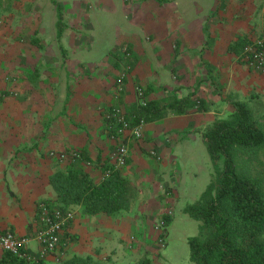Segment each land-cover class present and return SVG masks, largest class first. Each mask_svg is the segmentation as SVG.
<instances>
[{"label":"crops","instance_id":"0c3cea01","mask_svg":"<svg viewBox=\"0 0 264 264\" xmlns=\"http://www.w3.org/2000/svg\"><path fill=\"white\" fill-rule=\"evenodd\" d=\"M2 1L0 229L28 237L31 257L41 250L37 203L56 197L50 175L77 166L102 180L119 144L108 111L118 105L130 115L138 87L148 101L171 94L200 106L198 112L146 123L140 140L126 142L128 163L119 169L139 194L149 191L156 199L175 184L177 149L187 137L203 141L201 132L228 116L233 103L264 97V72L230 50L240 38L263 34L264 0H196L193 7L188 0H118L130 13L121 17L114 16V0H67L61 36L57 12L45 16L48 8L40 4L39 16H28L35 9L19 11L17 0ZM12 10L17 16H3ZM72 211L61 245L45 264L73 255L96 258L101 247L106 251L125 239L121 215Z\"/></svg>","mask_w":264,"mask_h":264},{"label":"trees","instance_id":"16d2710c","mask_svg":"<svg viewBox=\"0 0 264 264\" xmlns=\"http://www.w3.org/2000/svg\"><path fill=\"white\" fill-rule=\"evenodd\" d=\"M59 18V36L62 34V4L55 0ZM248 38L234 42L230 50L242 62L241 54ZM1 101V99H0ZM233 111L226 117L216 118L201 132L209 154L214 182H211L201 197L185 212L200 222V235L188 240L191 264H264V189L262 182L241 169L237 154L250 155L264 146V125L248 102L233 103ZM117 106L111 107L108 113ZM200 106L191 97L173 99L167 95L161 100H138L128 116L131 125L139 120L145 123L159 121L170 115H186L200 111ZM114 137L115 123L107 118ZM127 138L125 142H127ZM96 181L89 172L79 167L57 169L49 177L54 190V200L44 199L50 207L62 211L79 207L87 216L106 215L116 217L132 210L138 189L115 165ZM106 171V172H107ZM171 216L164 215V229L171 224ZM29 257L26 250L21 254L4 251L0 264H43ZM61 264H98L92 256L73 255Z\"/></svg>","mask_w":264,"mask_h":264},{"label":"rangeland","instance_id":"374dc122","mask_svg":"<svg viewBox=\"0 0 264 264\" xmlns=\"http://www.w3.org/2000/svg\"><path fill=\"white\" fill-rule=\"evenodd\" d=\"M55 1L63 5L67 0ZM114 1L118 6V13L114 16H130L122 5H118V0ZM188 1L192 7L196 2ZM23 2L17 0L19 11L31 8L37 12L40 4H43L48 8L44 12L45 16H51L50 9L54 13L53 16H56L57 7L55 4L53 8L51 0H34L31 3L25 1V5ZM19 11H8L3 16H17ZM28 16H39V11ZM258 70L264 72V69ZM259 97L261 98L259 101L250 104L264 125V97L260 95ZM177 155L178 165L175 168L177 178L175 184L169 187L167 191L169 194L156 199L149 191L143 194L138 192L132 210L120 214L124 219L121 225L126 228L122 233L125 239L118 238V243L111 244L106 251L101 247L99 256L94 257L98 264H191L188 240L200 235V222L186 214L185 209L201 197L208 185L214 182V177L207 147L203 141L187 137L177 149ZM236 157L241 169H245L249 175L260 180L264 189V146L254 155L240 151ZM164 215L172 218L167 230L164 229ZM126 241L132 246H127Z\"/></svg>","mask_w":264,"mask_h":264},{"label":"built area","instance_id":"2783aa9c","mask_svg":"<svg viewBox=\"0 0 264 264\" xmlns=\"http://www.w3.org/2000/svg\"><path fill=\"white\" fill-rule=\"evenodd\" d=\"M241 59L244 64L252 69H264V32L256 38L249 40L244 46ZM125 74L120 77V90L122 89ZM138 100L142 105L147 103L145 91L138 87L136 89ZM4 95L0 93V99ZM108 118H112L115 123V129L119 140V144L113 153V163L117 168L125 167L128 163L129 148L125 139L134 138L140 140L142 138V129L146 124L144 120H139L136 125H131L127 113L120 106L116 107L112 112L108 113ZM51 156L62 157L55 152L50 153ZM78 157L77 154H75ZM75 215L71 210L62 211L56 207H50L46 202H42L38 206L37 219L39 228L36 238L41 245V250L37 256L31 257L35 261H43L45 264L46 257L55 252L60 243L64 232L67 230ZM29 244V238L26 236H18L10 230L0 229V246L4 251L14 254H21Z\"/></svg>","mask_w":264,"mask_h":264}]
</instances>
